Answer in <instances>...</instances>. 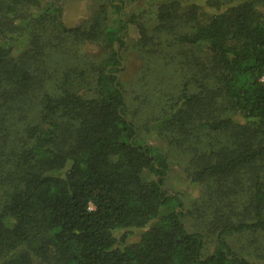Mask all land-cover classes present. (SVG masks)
<instances>
[{
    "label": "trees",
    "instance_id": "16d2710c",
    "mask_svg": "<svg viewBox=\"0 0 264 264\" xmlns=\"http://www.w3.org/2000/svg\"><path fill=\"white\" fill-rule=\"evenodd\" d=\"M62 1L0 0V127L29 105L38 114L18 136L0 130V264L264 263V0H166L151 33L123 4L116 26L66 28ZM128 22L144 57L176 50L185 70L145 129L187 155L202 188L189 208L166 188L169 153L130 114ZM74 40L99 43L100 58L68 54ZM186 215L204 226L189 229ZM208 237L215 251L203 255Z\"/></svg>",
    "mask_w": 264,
    "mask_h": 264
},
{
    "label": "rangeland",
    "instance_id": "374dc122",
    "mask_svg": "<svg viewBox=\"0 0 264 264\" xmlns=\"http://www.w3.org/2000/svg\"><path fill=\"white\" fill-rule=\"evenodd\" d=\"M164 1L166 0H114L113 5H111L108 0H63L59 22L66 28H76L90 24L94 26L95 23L100 22H106L108 26H116L119 14L115 10L114 5L123 4L121 13L124 19L127 20L136 15L137 21L143 23L145 30L151 33V28L155 24V13L158 5ZM34 11L38 12L37 9H34ZM45 27L48 28L49 35L56 33L60 28L58 21L50 19H48ZM126 30L127 49L124 52L125 59L122 64L126 70L121 74V78L127 89L128 101L133 106L130 109V114H134L132 117L139 124L143 138L156 144L164 152L169 153L171 170L166 181V188L169 192L178 194L183 200L185 207L189 208L202 195V188L199 184L193 182L186 172L187 155L173 149L163 137H158L153 130L147 132L145 129L146 123L150 125L156 123V120H150L153 116H157V108L152 104L157 103L160 100L158 98L163 97L164 93L169 95L178 90L180 86L179 76L183 75L185 70L178 59L176 50L162 52L156 57H144L143 52H140L137 46V42L139 43L141 37L138 25L134 22H128ZM27 34L20 35L15 40L16 54L28 47ZM68 51L70 55L71 51L72 55L76 53L87 54L91 59H98L101 56L102 48L99 43L94 41L88 40L81 43L74 40L69 42ZM163 55L165 56L164 58ZM53 59L58 62L62 57ZM146 63H148V66L144 72L142 66ZM32 68H34V61L32 62ZM154 93L156 94L154 95ZM27 109L23 115L14 114V117L5 123V127H0V130L10 129L13 136L22 134L24 126L38 120L37 111L31 110L30 105L27 106ZM6 110L3 109L0 114H5ZM204 213L209 216L208 209L204 210ZM156 221L157 219H154L144 227L130 228L127 231L126 242L139 241L143 233ZM184 221L191 230L204 226L198 221L195 222L193 217L189 215H186ZM258 237L261 238L260 236ZM241 239L238 246L242 241L246 242L248 238L244 236ZM232 246L236 247V244L232 243ZM215 247V239L208 237L203 248V255L213 253ZM251 258L252 264H264L253 256Z\"/></svg>",
    "mask_w": 264,
    "mask_h": 264
}]
</instances>
